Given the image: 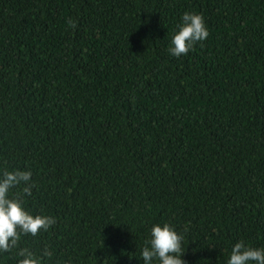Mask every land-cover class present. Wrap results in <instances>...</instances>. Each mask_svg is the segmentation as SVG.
I'll list each match as a JSON object with an SVG mask.
<instances>
[{"label":"trees","instance_id":"1","mask_svg":"<svg viewBox=\"0 0 264 264\" xmlns=\"http://www.w3.org/2000/svg\"><path fill=\"white\" fill-rule=\"evenodd\" d=\"M185 12L209 35L177 58ZM14 170L32 175L10 198L55 223L0 264H143L156 223L184 235L185 264L264 247V0H0Z\"/></svg>","mask_w":264,"mask_h":264},{"label":"clouds","instance_id":"2","mask_svg":"<svg viewBox=\"0 0 264 264\" xmlns=\"http://www.w3.org/2000/svg\"><path fill=\"white\" fill-rule=\"evenodd\" d=\"M75 27V24H72ZM209 33L203 16L185 12L171 41L169 52L174 57L187 55L198 42L207 39ZM30 171H4L0 174V252H8L15 247L21 235L35 236L46 231L55 219L46 215H32L18 199L10 198V189L31 179ZM31 195L30 187L23 189ZM184 235L170 224L156 223L150 229V238L141 250L143 264H185L183 260ZM44 255H50L45 252ZM22 257L18 264H41L40 258L31 250L19 252ZM227 264H264V247H251L245 242L235 243L229 253Z\"/></svg>","mask_w":264,"mask_h":264}]
</instances>
